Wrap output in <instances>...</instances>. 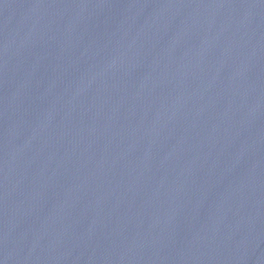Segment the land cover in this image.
Masks as SVG:
<instances>
[{
  "label": "water",
  "instance_id": "95a60500",
  "mask_svg": "<svg viewBox=\"0 0 264 264\" xmlns=\"http://www.w3.org/2000/svg\"><path fill=\"white\" fill-rule=\"evenodd\" d=\"M264 254V0H0V264Z\"/></svg>",
  "mask_w": 264,
  "mask_h": 264
}]
</instances>
